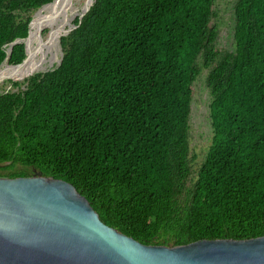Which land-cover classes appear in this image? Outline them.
<instances>
[{
  "label": "trees",
  "instance_id": "16d2710c",
  "mask_svg": "<svg viewBox=\"0 0 264 264\" xmlns=\"http://www.w3.org/2000/svg\"><path fill=\"white\" fill-rule=\"evenodd\" d=\"M64 1L0 0V66L34 13ZM215 4L96 0L61 38L60 66L0 95V177L71 183L100 221L143 245L263 237L264 0H236L233 51L217 47ZM26 56L17 43L9 63ZM203 70L213 138L195 171L189 121Z\"/></svg>",
  "mask_w": 264,
  "mask_h": 264
},
{
  "label": "water",
  "instance_id": "95a60500",
  "mask_svg": "<svg viewBox=\"0 0 264 264\" xmlns=\"http://www.w3.org/2000/svg\"><path fill=\"white\" fill-rule=\"evenodd\" d=\"M95 1L80 13V20ZM77 27L72 24L61 38ZM29 37L30 30L26 39L11 44L0 71L4 65L18 67L26 62ZM22 42L27 56L21 64L11 65L12 48ZM0 78L20 81L1 72ZM0 264H264V236L176 247L143 245L100 221L71 183L38 174L0 177Z\"/></svg>",
  "mask_w": 264,
  "mask_h": 264
},
{
  "label": "rangeland",
  "instance_id": "374dc122",
  "mask_svg": "<svg viewBox=\"0 0 264 264\" xmlns=\"http://www.w3.org/2000/svg\"><path fill=\"white\" fill-rule=\"evenodd\" d=\"M93 2L94 0H88L87 5L84 8L81 7V13L87 6H90ZM235 2L236 0H216V4L214 7L216 17L214 18L213 22L218 25L220 31L217 47L222 51H233L235 49ZM64 4H54L49 7H44L43 9L41 8L34 13L33 19L35 17H51L56 19L62 14ZM79 15L80 14L76 16V19ZM76 19H74L72 24L75 23ZM72 24L65 26V28H63V30L55 36V38L50 35L49 27L46 26L42 29V33L40 34L36 46L37 55L39 57L46 56L45 59L48 60L46 63V71L53 70L59 65V62L61 61L63 56L60 36H62L64 34V30L66 31ZM43 68V66L40 67L38 73L43 72ZM207 75L208 71L203 70L201 75L194 83V95L189 121L190 157H196L195 161H193V167L195 171L198 170V168L206 158L213 138V129L210 118L211 95L206 85ZM17 79L20 80L18 81V83H20V86L18 88H15L14 84L10 80L6 79L1 82L0 95L9 91H18L19 89H25L27 84H25L24 82L26 79H20V77H18ZM19 166L20 165H18V167Z\"/></svg>",
  "mask_w": 264,
  "mask_h": 264
},
{
  "label": "bare ground",
  "instance_id": "6f19581e",
  "mask_svg": "<svg viewBox=\"0 0 264 264\" xmlns=\"http://www.w3.org/2000/svg\"><path fill=\"white\" fill-rule=\"evenodd\" d=\"M54 2V1H53ZM52 2V3H53ZM51 3V4H52ZM65 3V4H64ZM82 3H83V0H66L62 3V5L64 4L63 6V12L62 14L57 17L56 19L55 18H52L53 19V25L51 26L50 28V35L55 38L56 35H58V33L60 31L63 30V28H65V26H67L69 23H71L73 21V19H76V16L78 14L81 13V7H82ZM50 5V4H49ZM48 6V5H47ZM46 7V6H45ZM44 8V7H43ZM42 8V9H43ZM32 25H33V31H31L30 33V37L26 40L27 42V46H28V55H29V47L31 48L32 50V53L31 55L28 57V59L33 58V56L35 55V58H34V61L33 63L31 64L30 67H28V65L26 66V68L23 70V71H20V72H16V73H13V74H8L6 73L3 68L5 70L9 69V68H14V67H9L7 65H4L1 69V73L4 74L5 76H13L14 78L17 79L16 76L20 75L21 73H23L22 77L20 79H23V78H28L30 77L31 75H35V74H38L39 72V68L40 67H44L43 68V71H46V61L47 59H45V57H39L37 55V47L34 48L31 44H30V40L32 37H34L37 33L38 34H41L42 33V29L43 27H40V28H36V25H35V22H34V19H33V22H32ZM65 31V30H64ZM61 37V36H60ZM52 48V47H51ZM47 51V50H46ZM43 53V52H42ZM27 59V60H28ZM26 60V61H27ZM25 63V62H24ZM23 63V64H24ZM21 66V65H20ZM19 67V66H18ZM28 67V68H27ZM5 79L3 78H0V83L3 82Z\"/></svg>",
  "mask_w": 264,
  "mask_h": 264
},
{
  "label": "flooded vegetation",
  "instance_id": "af4514ba",
  "mask_svg": "<svg viewBox=\"0 0 264 264\" xmlns=\"http://www.w3.org/2000/svg\"><path fill=\"white\" fill-rule=\"evenodd\" d=\"M36 176V174H32V175H28V176H25V177H28V178H30V177H35ZM5 178V177H4ZM20 178V177H19Z\"/></svg>",
  "mask_w": 264,
  "mask_h": 264
}]
</instances>
